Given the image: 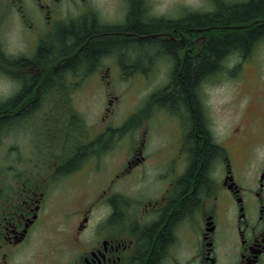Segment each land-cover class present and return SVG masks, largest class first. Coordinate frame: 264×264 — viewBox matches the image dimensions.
<instances>
[{
	"label": "flooded vegetation",
	"instance_id": "af4514ba",
	"mask_svg": "<svg viewBox=\"0 0 264 264\" xmlns=\"http://www.w3.org/2000/svg\"><path fill=\"white\" fill-rule=\"evenodd\" d=\"M58 1L6 0L0 4V10L10 11L8 17L17 19L25 43L10 48L0 40V76L8 86L0 91V129L21 120L34 121L47 101L53 105L50 141L56 144L51 146L55 150L46 152V161L28 167L21 159L3 168L0 264H13L37 246L42 250L41 264H264V150H259L264 149V118L259 117L263 111L260 95L253 93L243 109L235 110L238 116L232 126L228 120L219 123L214 104L201 89L214 70L196 84V116L179 99L163 100L174 92L173 78L162 87L158 101L152 98L154 104H148L147 98L123 115L116 104L113 106V98L108 99L96 125H89L82 111L73 109L72 98L92 78L99 81L106 95L110 93L114 72L109 66L108 81L102 78L97 69L102 59L114 63L121 81L131 73L149 81L164 62L171 64L168 75L172 77L176 59H183L180 69L185 59L201 54L209 35L240 36L264 26V13L221 25H193L187 17L203 18L221 7L257 0H173L159 10L152 0H118L106 19L92 15L87 0H81L86 12L76 22L60 20ZM136 4L141 20L148 25L144 35L127 29ZM82 23L91 24L94 36L105 37L110 46L93 61L80 58L74 66L54 74L85 46L87 40L74 46L66 32ZM166 41L183 43V48L170 51ZM263 41L264 31L247 51L240 46L229 47L216 69L227 76L253 67L259 82L261 67L249 61ZM125 59L129 66H123ZM127 68L131 72L125 73ZM140 112H144L141 118ZM156 113L161 130L168 136L153 148L148 120ZM144 117L146 128L141 131L139 123ZM124 135L128 138L127 157L106 174L102 154L113 149ZM205 148H213V152L203 170L205 181L197 186ZM80 175L87 176V195L80 206L64 213L62 235L53 239V234L42 227L50 212L49 199L61 184L78 180ZM188 176H192L191 182L183 188ZM128 178L132 180L128 182ZM142 181L146 182L144 188L135 192L133 187ZM191 194L194 199L183 203ZM165 230L169 238L163 247L158 246Z\"/></svg>",
	"mask_w": 264,
	"mask_h": 264
},
{
	"label": "rangeland",
	"instance_id": "374dc122",
	"mask_svg": "<svg viewBox=\"0 0 264 264\" xmlns=\"http://www.w3.org/2000/svg\"><path fill=\"white\" fill-rule=\"evenodd\" d=\"M4 1L6 0H0V4ZM152 1L155 3L156 9L158 10L167 8L168 4L173 2V0ZM185 1L189 2L190 0ZM73 3L75 5H73ZM87 3L89 5V12H91L92 15L95 14L98 18L106 19L112 14L113 9L118 6L119 1L87 0ZM82 5L83 2L81 0L58 1L60 12V14H58L59 18H61L60 20L65 18V22H70L72 20L76 22L78 16L85 11L83 10ZM9 12L0 10V40L4 39L10 48H15L22 44L24 46L25 43L23 42L24 37L22 34L24 32L19 28L16 18L8 17ZM3 14L5 15V19L2 22ZM56 50L61 49L60 47H57ZM253 55L254 56L250 59L249 63H256L261 67V80L259 82L253 67H247L241 73H234L233 75L227 73V76L223 75L222 69H216L207 76L201 86L205 98H208V100L214 104L215 114L219 116L220 124H223L225 120H228L229 124L232 126L234 120L238 116V113L235 110L243 109L249 103L250 99L248 98L253 93L260 95L259 99H263L260 101L261 109H263V111H259V117L264 118V41L259 44L258 50H256ZM128 61L129 60L125 59L123 66H129L130 64ZM146 63L147 62L142 65H145ZM163 64L164 65H161L162 69H160L158 73L150 75L151 80L149 81L145 79V76H142L141 74L136 75L135 73H131L128 77L125 76L123 79L124 81H121L118 72L114 71V63L110 65V62L102 59L98 64L97 69L100 68V71L103 73L102 78L108 81L106 76L107 68L111 66L110 70H113L114 72L112 84L113 89H110V93L106 95L105 89L98 86V80H94L93 78L87 80L72 96V98L75 99V107H73V109L78 112L82 111L84 117L89 121V125H96L99 121L100 112L107 105L106 101L108 99L113 98V106L116 104V106L122 110L121 115L125 113L126 109H131L132 106L135 107L140 104L142 100H147V98L149 100L148 104H154V99L157 100L159 96H161L162 87L167 86L168 82L172 79V77L168 75V67L171 64H165V62ZM143 67L145 68L147 65ZM130 70V68H127L125 73H128ZM228 72L232 73V71ZM108 74L110 73L108 72ZM258 84L263 85L262 87L257 88ZM2 89L7 90L8 86L0 76V91ZM149 94H152V97L149 96ZM94 99H96L95 102H91ZM52 106L51 103L46 101L43 106L39 108L37 118L34 121L21 120L17 123H10L6 127L0 129V178L2 177L4 166L9 167L11 163H18L22 159L29 167L30 164L40 163L43 162V160L46 161V152H48V150H55L51 146H56V144H53L50 141L53 130L51 127V115L53 114ZM143 113L144 112H140L138 115L140 116L139 118H141V114ZM156 115L157 113L152 116ZM118 117L121 119V116L118 115ZM156 118L157 116L148 120L150 121L152 128L150 136L152 141L151 146L153 148L155 146H160L163 139L168 136L163 130H161L159 121ZM142 119H144V122L140 121L139 123L141 131L146 128L147 123L145 122L147 120L145 117ZM154 119L156 120L154 121ZM126 127L128 129V126ZM95 131H97V129H95ZM92 135H94V133H92ZM118 135L119 132L114 138L117 139ZM256 141L258 143L261 140L259 138ZM115 145L116 146H114L113 149L105 151V153L102 154L101 165L105 168L104 171L106 174L120 166L126 159L129 151L128 138L126 139L125 135L123 138L117 140ZM14 146L17 147V149H11ZM244 146H247V144ZM258 147H260V145H258ZM259 150L264 149L262 148ZM139 170L140 167L133 175L135 176L133 179L136 178V173ZM9 174H12V172ZM91 178H96V175L91 174ZM127 180L130 182L132 178H128ZM145 184L146 182L142 181L134 186L133 190L135 192L140 191L144 188ZM68 189L70 190L68 191ZM87 189V176L80 175L78 180L73 182L68 180L63 186L61 184L58 188V193L54 194L53 197L49 199L50 212L47 214L42 227L45 228L47 233L53 234V239H56V236L58 238L62 235L60 230L62 228L61 222L64 213L76 209L81 205L84 197L87 195ZM131 193H133L132 190ZM41 253L42 250H39V246L33 247V249H29L28 252L23 253L13 264H41V262H43L41 258L43 256H41Z\"/></svg>",
	"mask_w": 264,
	"mask_h": 264
},
{
	"label": "trees",
	"instance_id": "16d2710c",
	"mask_svg": "<svg viewBox=\"0 0 264 264\" xmlns=\"http://www.w3.org/2000/svg\"><path fill=\"white\" fill-rule=\"evenodd\" d=\"M264 13V0H257L255 3L245 4L242 6H231L228 8L221 7L219 11L203 16V18L191 15L187 17V21L193 25H200L201 23L209 22L210 25H221L229 24L231 22H237L240 20H250L254 16H259ZM130 21L127 26V29L136 33L137 35H144L147 32L148 25L141 20V14L139 6L136 4L134 6L133 12L130 16ZM94 27L91 24H80L77 28H70L68 33L69 41L73 42L74 46H78L82 42H86L85 46L82 48V51L74 59L69 60L68 62L63 63L58 67L57 71L54 74L59 73L65 68L72 67L77 61L81 59L88 60L89 62L96 59L102 52H104L110 46V41L105 37L94 36L95 31ZM264 31V26L255 27L241 33L240 36L236 33H232L225 37H215L210 36L207 38V41L203 47L201 54H198L194 58L188 57L185 59L184 65L180 68L181 62L183 59H176V72L173 74V94L163 97V100L167 99H179L183 102L192 112L194 116L198 113L197 102L195 99L194 90L197 82L205 76L210 71H213L217 68L220 58L224 52L231 46H240L244 51H247L252 43V41ZM66 32H63L64 34ZM64 36H62L63 39ZM89 37V38H88ZM88 38V39H87ZM66 44V43H65ZM183 43H174L170 41L165 42V47L173 52H177V48H183ZM42 49L39 50V57H42ZM40 59V58H39ZM39 74L36 75L37 78ZM50 81V79H47ZM203 157L205 162L202 169L199 170L197 175V186L205 181L204 168L206 165V160L211 156L213 148H205ZM196 169V165L192 168L190 174L193 175V172ZM192 176H188L187 180L183 185V188H187L188 184L191 182ZM194 194L188 196V198L183 200V203L187 201H192L194 199ZM169 238L168 230H165L158 238V246H164ZM152 264V261H151Z\"/></svg>",
	"mask_w": 264,
	"mask_h": 264
}]
</instances>
